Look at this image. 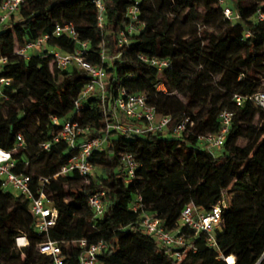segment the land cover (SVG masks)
<instances>
[{
  "label": "trees",
  "instance_id": "obj_1",
  "mask_svg": "<svg viewBox=\"0 0 264 264\" xmlns=\"http://www.w3.org/2000/svg\"><path fill=\"white\" fill-rule=\"evenodd\" d=\"M252 1L140 0L139 31L129 33L125 13L133 0H102L101 25L92 0H26L0 24V53L6 57L0 75L10 79L0 96V148L11 151L12 171L29 175L32 188L39 177L58 172L74 153L68 142L53 140L68 119L86 128L80 138L106 136L102 149L89 157L93 169L101 168L104 176L72 173L50 180L51 205L58 216L47 233L35 229L29 202L3 188L0 180V225L6 232L0 239V258L11 256L15 238L24 234L29 246L22 247L26 258L18 256L19 264H53L35 248L47 239L59 243L63 264H79L82 249L77 241L83 238L105 242L100 264H228V257L232 264H264V259L258 262L264 253V109L254 99L264 93L258 91L264 89V0ZM225 7L232 11L230 19ZM69 22L78 39L88 43L84 58L103 66L107 75L104 103L94 92L84 98L80 113L73 111L74 99L89 75L76 65L58 69L50 53L53 48L63 53L76 48L66 35H51L57 24ZM121 32L126 42L119 45ZM45 34L44 50L27 57L17 52ZM141 55L165 57L169 66L158 71ZM225 71L239 76L214 82ZM122 92L145 93L158 115L171 117L168 128L132 136L107 130L106 120L114 121L113 104ZM235 95L241 97L240 104ZM205 103L211 108L202 113ZM223 110L233 113L232 122L213 154L198 136L219 131ZM256 113L260 128L247 133L242 124ZM119 117L127 121L123 114ZM186 117L190 121L185 129L173 135L172 127ZM241 138L248 142L240 145ZM45 142L50 143L48 150L42 147ZM125 153L136 162L131 178L122 159ZM67 180L83 183L70 187ZM223 188L232 198L215 233L217 249L199 234L191 240L194 249L177 260L171 256L173 247L160 245L140 225L146 214L172 228L185 204L209 210ZM97 190L105 192V210L92 221L87 199ZM138 195L143 207L134 211L131 203ZM182 231L188 232L185 227Z\"/></svg>",
  "mask_w": 264,
  "mask_h": 264
},
{
  "label": "built area",
  "instance_id": "obj_2",
  "mask_svg": "<svg viewBox=\"0 0 264 264\" xmlns=\"http://www.w3.org/2000/svg\"><path fill=\"white\" fill-rule=\"evenodd\" d=\"M26 0H1L0 3V24L4 23L10 14L16 12ZM139 1L133 0L130 6L126 9L125 17L128 19L129 25L127 31L133 24L139 22ZM222 2L223 0H219ZM93 4L98 10V20L101 25L102 13L104 12V4L102 0H92ZM224 14L227 18L232 17L230 8H224ZM260 17L262 15L260 14ZM54 37L66 35L76 42V48L70 53H63L58 48L50 50L52 60L58 69H67L71 65L85 70L89 75V80L82 87L81 91L74 99V113H80L84 109V98L96 92L105 101V85H106V71L103 66L92 64L84 58L85 49L88 47L86 41L78 39V33L73 23L57 24L51 33ZM48 35H42L34 40L26 42L21 46L17 52L25 57L29 56V50L35 51L42 46H45ZM118 44L126 42V36L123 32L118 37ZM103 56V55H102ZM140 59L147 62L149 65L155 67L158 71H162L169 66V60L165 57L145 56L141 55ZM6 57L0 53V70L1 65L5 63ZM9 78L0 75V96H2V88L8 85ZM159 89H164L162 85ZM122 97L117 98L113 104L114 121L106 120V129H114L127 136L142 135L148 132H162L168 128L170 121L169 115H158L154 106L146 102L145 93H125L122 92ZM259 97H264V93L255 95L256 100ZM237 104L241 103V97L234 96ZM257 101V100H256ZM104 114L106 109L103 108ZM125 116L126 122L120 120L119 115ZM233 113L223 110L218 114L220 129L216 133H209L198 136L199 140L206 143L208 149L215 154L223 145L225 135L229 130L232 122ZM52 121L57 122L53 117ZM189 118H184L179 123L175 124L171 133L173 135L180 134L189 123ZM86 128L79 125L77 121L71 119L66 120L61 124L53 140H64L69 143L70 147L74 149V153L68 158L66 163L52 176L39 177L32 188V178L23 173H15L11 167L14 165L11 151L0 148V180L2 187L11 188L15 191V195L21 197L29 202V209L34 218L35 229L39 233H47L49 228L56 223L58 211L52 204L51 192L48 188L51 179L58 177H66L72 173H77L80 177L87 178L92 172L93 165L89 160L94 150L102 149L106 136H97L93 138H80ZM18 145L23 143L22 136L17 135ZM49 142L42 144L43 149H49ZM129 177L134 176L136 162L133 155L125 153L122 157ZM105 192L104 190H97L92 192L87 199V204L92 210L94 221L100 217L105 210ZM232 194L227 188L221 190L220 198L212 205L209 210L194 205L192 202L185 204L181 210L178 221L172 228H166L162 225L161 220L152 215H142L140 225L147 235L153 236L157 243L166 247H173L171 256L177 260H181L184 254L189 249H194L193 237L203 234L206 244L212 248L217 249V242L215 233L221 228L223 219L222 213L230 206ZM143 207L141 196H136L131 203V209L137 211ZM185 227L188 232L182 231ZM26 244L28 241L24 237ZM81 247V252L78 255L79 264H100L98 255L105 248L104 241L96 243H88L83 238L77 241ZM35 248L42 254L49 255L52 258L53 264H63V255L58 242L47 239L43 242L35 244ZM264 259L262 253L259 261ZM227 261V258H226ZM258 261V262H259ZM234 262V261H233ZM228 264L229 263L227 261ZM258 264V263H257Z\"/></svg>",
  "mask_w": 264,
  "mask_h": 264
},
{
  "label": "rangeland",
  "instance_id": "obj_3",
  "mask_svg": "<svg viewBox=\"0 0 264 264\" xmlns=\"http://www.w3.org/2000/svg\"><path fill=\"white\" fill-rule=\"evenodd\" d=\"M252 2H253L252 0H246L245 3L246 4H250ZM197 10L199 12H203V9L201 7H198ZM138 31H139V25L138 24H133L132 27L130 28V32L129 33H133V32L137 33ZM44 49H45V46H42V47H40L39 49H37L35 51L29 50L28 54H33L34 52L37 53V52H40V51H42ZM238 76H239V74L237 75V73H235L233 71H225L222 74L216 76L214 78V82L224 81V80L229 79V78L235 79ZM258 91H264V89H262V86L258 87ZM256 100H257L258 104H255V106L264 109V97H259ZM207 101L209 102V98L207 99ZM210 108H211L210 103H205L202 113H205ZM216 109H217L216 106L213 107L214 112L216 111ZM28 120H29V123L31 125H37V119L35 117H29ZM261 123L262 122L258 119V113H256L255 115H253V117L250 118L248 123H243L242 125H243V128L246 129V132L248 133L250 131H254V132L257 131L260 128ZM247 142L248 141L245 138H241L238 141V143L240 145H244ZM91 174L95 175V176H104V173H103L102 169L99 168V167H95L92 170ZM66 183L69 184L70 187H76V186L82 184L83 182L79 181V180L78 181L67 180ZM6 190H10L11 192L15 193V191L12 190L9 187H6ZM5 234H6L5 228L0 225V239L5 237ZM24 237H25V235L21 234L19 237L15 238V240H14L15 247H14V249L11 252V256L6 257V258H0V264H19L18 259H17L18 256H20L22 259L26 258V255L21 251V249H22V247L24 245L29 246V244H26V241L24 240ZM18 239H21V241L19 242Z\"/></svg>",
  "mask_w": 264,
  "mask_h": 264
},
{
  "label": "bare ground",
  "instance_id": "obj_4",
  "mask_svg": "<svg viewBox=\"0 0 264 264\" xmlns=\"http://www.w3.org/2000/svg\"><path fill=\"white\" fill-rule=\"evenodd\" d=\"M18 241L20 242L21 239H18ZM229 258H230V257L227 258V261H228L229 263H233V258H232V261H229Z\"/></svg>",
  "mask_w": 264,
  "mask_h": 264
}]
</instances>
